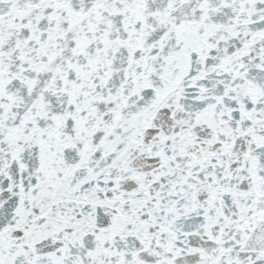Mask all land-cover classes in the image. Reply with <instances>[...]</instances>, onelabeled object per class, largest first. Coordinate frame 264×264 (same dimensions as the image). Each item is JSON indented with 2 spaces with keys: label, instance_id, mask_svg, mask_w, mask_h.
<instances>
[{
  "label": "snow or ice",
  "instance_id": "obj_1",
  "mask_svg": "<svg viewBox=\"0 0 264 264\" xmlns=\"http://www.w3.org/2000/svg\"><path fill=\"white\" fill-rule=\"evenodd\" d=\"M0 264H264V0H0Z\"/></svg>",
  "mask_w": 264,
  "mask_h": 264
}]
</instances>
